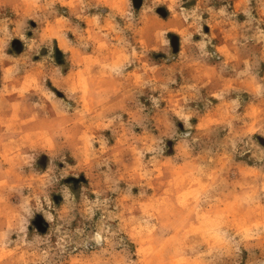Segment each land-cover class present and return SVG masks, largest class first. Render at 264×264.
Here are the masks:
<instances>
[{
    "label": "rangeland",
    "instance_id": "obj_1",
    "mask_svg": "<svg viewBox=\"0 0 264 264\" xmlns=\"http://www.w3.org/2000/svg\"><path fill=\"white\" fill-rule=\"evenodd\" d=\"M0 264H264V0H0Z\"/></svg>",
    "mask_w": 264,
    "mask_h": 264
}]
</instances>
